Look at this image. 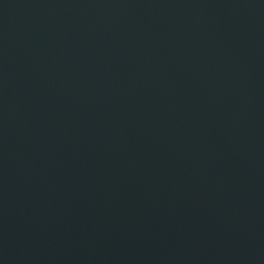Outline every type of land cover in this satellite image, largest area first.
I'll use <instances>...</instances> for the list:
<instances>
[{
  "label": "water",
  "instance_id": "1",
  "mask_svg": "<svg viewBox=\"0 0 264 264\" xmlns=\"http://www.w3.org/2000/svg\"><path fill=\"white\" fill-rule=\"evenodd\" d=\"M0 264H264V0H0Z\"/></svg>",
  "mask_w": 264,
  "mask_h": 264
}]
</instances>
